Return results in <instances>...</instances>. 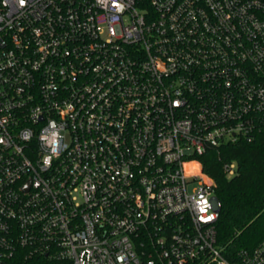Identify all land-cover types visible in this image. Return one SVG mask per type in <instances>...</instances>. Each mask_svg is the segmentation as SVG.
<instances>
[{
	"label": "built area",
	"instance_id": "built-area-1",
	"mask_svg": "<svg viewBox=\"0 0 264 264\" xmlns=\"http://www.w3.org/2000/svg\"><path fill=\"white\" fill-rule=\"evenodd\" d=\"M260 138L264 0H0V264H264L200 159Z\"/></svg>",
	"mask_w": 264,
	"mask_h": 264
},
{
	"label": "trees",
	"instance_id": "trees-1",
	"mask_svg": "<svg viewBox=\"0 0 264 264\" xmlns=\"http://www.w3.org/2000/svg\"><path fill=\"white\" fill-rule=\"evenodd\" d=\"M204 171L214 178L221 201L217 237L227 252L253 248L264 237V140L227 144L200 156ZM236 162L229 176L224 163Z\"/></svg>",
	"mask_w": 264,
	"mask_h": 264
},
{
	"label": "clouds",
	"instance_id": "clouds-1",
	"mask_svg": "<svg viewBox=\"0 0 264 264\" xmlns=\"http://www.w3.org/2000/svg\"><path fill=\"white\" fill-rule=\"evenodd\" d=\"M21 3H23V0H21Z\"/></svg>",
	"mask_w": 264,
	"mask_h": 264
}]
</instances>
